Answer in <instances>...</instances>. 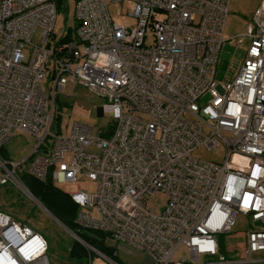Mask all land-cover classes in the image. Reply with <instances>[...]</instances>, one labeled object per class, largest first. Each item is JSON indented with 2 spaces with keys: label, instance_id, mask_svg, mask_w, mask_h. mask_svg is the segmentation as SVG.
I'll return each instance as SVG.
<instances>
[{
  "label": "built area",
  "instance_id": "2783aa9c",
  "mask_svg": "<svg viewBox=\"0 0 264 264\" xmlns=\"http://www.w3.org/2000/svg\"><path fill=\"white\" fill-rule=\"evenodd\" d=\"M130 1L133 22L119 24L107 0H76L72 38L51 45L55 0H0V146L18 132L34 139L21 159L0 157V185L47 211L20 174L75 185L82 173L94 190L66 192L79 228L152 264H264V0L237 40L246 47L230 82L215 68L231 0ZM69 82L103 99L108 137L77 122L68 135L50 132ZM198 147L225 156L203 161ZM157 191L166 203L155 214L145 200ZM180 245L189 260H173ZM47 250L26 220L0 211V264H51Z\"/></svg>",
  "mask_w": 264,
  "mask_h": 264
},
{
  "label": "rangeland",
  "instance_id": "374dc122",
  "mask_svg": "<svg viewBox=\"0 0 264 264\" xmlns=\"http://www.w3.org/2000/svg\"><path fill=\"white\" fill-rule=\"evenodd\" d=\"M260 0H231L230 11L226 18L224 28V43L220 48L218 61L215 68V79L220 82H230L238 73L245 53V42L238 44L237 40L245 32V25L251 21V16ZM108 12L111 19L119 24H130L133 19L128 13L133 9L134 3L130 0L109 2ZM75 0H66L65 11H57L54 27L50 36V44L59 40L74 26ZM40 29H37L32 38L33 42L39 41ZM82 50V48L80 47ZM25 57L27 52L24 51ZM49 78L42 81L44 93H48ZM103 99L82 85L68 83L62 92H59L54 101V114L49 130L51 133L68 135L74 122L89 125L96 133L107 131L113 124L112 117L102 112ZM58 117V118H56ZM34 144V139L29 133L18 132L6 144L7 149L14 159L26 156ZM193 156L203 161L220 163L224 156L223 148L207 150L198 147L193 151ZM70 154L65 155L68 160ZM64 192H73L77 187L92 192L95 183L79 173L75 185L64 183L57 184ZM147 207H153L154 213H160L166 203V196L162 192H155L145 200ZM0 211H4L18 220H26L29 226L43 235L48 243L47 257L51 264H107L98 253L84 247L92 253L84 261L76 262L68 258V249L73 240V232L59 223L47 211L33 200L29 199L22 190L11 185H0ZM108 243H114L112 238H107ZM81 243V242H80ZM82 244V243H81ZM83 245V244H82ZM117 255L129 262L143 263L146 261L142 252L131 246L117 242ZM173 260H189L187 248L180 245L173 253Z\"/></svg>",
  "mask_w": 264,
  "mask_h": 264
},
{
  "label": "trees",
  "instance_id": "16d2710c",
  "mask_svg": "<svg viewBox=\"0 0 264 264\" xmlns=\"http://www.w3.org/2000/svg\"><path fill=\"white\" fill-rule=\"evenodd\" d=\"M65 2L66 0H55L57 11H65ZM71 38L72 32L69 30V32L62 36L60 40L65 42ZM112 126L107 131L101 133V135L103 137H108L111 134ZM0 157L10 158V153L8 152L6 145L0 146ZM20 180L32 196H34V198H36L48 211V213L59 223L77 235L82 242L86 243L115 263L123 264L118 258L115 242L108 243L107 238L110 236L107 233L98 230L81 229L74 223V218L77 213V205L71 200L66 192L57 187V184L51 179L49 174L44 180H38L26 173H22L20 174ZM91 254L92 253H90L84 245L77 240H73L68 249V258L76 262L84 261V259L91 256Z\"/></svg>",
  "mask_w": 264,
  "mask_h": 264
},
{
  "label": "crops",
  "instance_id": "0c3cea01",
  "mask_svg": "<svg viewBox=\"0 0 264 264\" xmlns=\"http://www.w3.org/2000/svg\"><path fill=\"white\" fill-rule=\"evenodd\" d=\"M262 0H260L259 1V3L257 4V6L255 7V9L260 5V2H261ZM230 6V5H229ZM229 11H230V8H229ZM229 14V13H228ZM8 150V149H7ZM8 152H9V150H8ZM10 153V152H9ZM10 157H12V155L10 154ZM116 243L117 242H115V246H116ZM144 254V253H143ZM144 256H145V259H147L146 261H143V263H134V262H129L128 260H125L124 258H120V257H118L119 259H120V261H121V263H123V264H152V262H151V260H150V258L146 255V254H144Z\"/></svg>",
  "mask_w": 264,
  "mask_h": 264
},
{
  "label": "water",
  "instance_id": "95a60500",
  "mask_svg": "<svg viewBox=\"0 0 264 264\" xmlns=\"http://www.w3.org/2000/svg\"><path fill=\"white\" fill-rule=\"evenodd\" d=\"M72 234H73V236L75 237V239H76L78 242H82L81 239H80L77 235H75L74 233H72Z\"/></svg>",
  "mask_w": 264,
  "mask_h": 264
}]
</instances>
